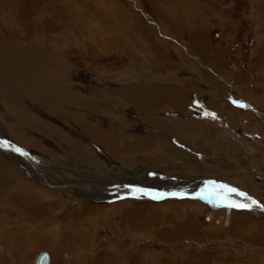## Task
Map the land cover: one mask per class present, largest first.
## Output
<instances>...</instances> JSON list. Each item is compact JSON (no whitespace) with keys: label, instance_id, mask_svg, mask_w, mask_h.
Returning <instances> with one entry per match:
<instances>
[{"label":"rangeland","instance_id":"rangeland-1","mask_svg":"<svg viewBox=\"0 0 264 264\" xmlns=\"http://www.w3.org/2000/svg\"><path fill=\"white\" fill-rule=\"evenodd\" d=\"M203 24L216 66L235 76L175 31ZM20 52L71 109L36 104L20 85L32 77ZM0 94L20 110L19 124L0 99V264H35L44 251L50 264H264V209L197 195L226 184L264 205V0H0ZM76 122L106 137L87 143L68 130ZM140 169L146 181H130ZM152 181V192L185 196L129 195ZM128 199L157 205L115 202ZM78 204L95 210L69 221Z\"/></svg>","mask_w":264,"mask_h":264},{"label":"bare ground","instance_id":"bare-ground-1","mask_svg":"<svg viewBox=\"0 0 264 264\" xmlns=\"http://www.w3.org/2000/svg\"><path fill=\"white\" fill-rule=\"evenodd\" d=\"M18 38V37H17ZM23 48V47H22ZM199 48V47H198ZM16 49V48H15ZM129 49V48H128ZM131 49V48H130ZM33 50V49H32ZM114 50V49H113ZM132 50V49H131ZM131 50H129V51H131ZM24 51V50H23ZM13 52H15V51H13ZM12 52V53H13ZM19 52V51H18ZM35 52V51H34ZM33 52V53H34ZM41 52V51H40ZM11 53V52H10ZM26 53V52H25ZM132 53V52H131ZM134 53V52H133ZM14 54V53H13ZM12 54V55H13ZM35 54V53H34ZM41 54V53H40ZM127 54V53H126ZM11 55V54H10ZM15 55V54H14ZM28 56V54H24L23 52H20V54H18L17 55V59H24L25 58V63H26V65H25V69L24 70H26L27 69V67L28 66H31V68H29L28 70H30L31 72H32V77H30V75L29 76H26V78H27V80H25V77H24V82H23V84L22 83H20V85L21 86H24L25 87V89L27 90V91H29V92H31V93H33V95H32V97H36V99L35 100H37V101H35L36 102V104H38L39 106H41L42 108H44L45 110H47L48 112H50L51 113V110H50V107L51 106H54V109H55V111H52V112H56V110L57 109H60V112L62 111V110H68V109H71V108H69L70 107V105H73V104H71L70 102V104H68V103H65V101H62L61 102V100L57 97V96H55L56 94H53L54 92H52L51 90H49V89H46L45 88V86H43V88L41 89V87H42V83H43V81L42 80H38L39 78H38V76H39V70L41 69L40 68V65L39 64H37V62L38 61H34L33 59H31V58H28L27 57ZM49 56H50V58L52 59L53 58V56H51L50 54H49ZM11 60H12V58H10ZM17 59H15V60H17ZM47 59V58H46ZM14 60V59H13ZM57 60V59H56ZM18 61V60H17ZM10 62V61H9ZM61 62V61H60ZM202 62V61H201ZM20 63V62H19ZM52 63H49V65H51ZM8 68V67H7ZM13 69H11L10 67H9V73L11 72V74L13 73V71H12ZM49 71V70H48ZM45 72V71H44ZM11 74H8L6 77H5V80H6V78H7V86H15L16 84L15 83H19V82H13L14 80H11V82L9 81V76L11 75ZM45 74V73H44ZM18 76V75H17ZM16 76V77H17ZM68 76V75H67ZM39 77H42V75H40ZM69 77V76H68ZM72 77V76H71ZM83 77V76H82ZM38 78V79H37ZM66 79V78H65ZM64 79V80H65ZM77 79H79L78 77H75V80H77ZM81 79V78H80ZM87 79V78H86ZM45 80V79H44ZM73 80V79H72ZM75 80H73L72 81V83H74L75 82ZM71 82V81H70ZM138 83V82H137ZM70 84V83H69ZM76 84V83H75ZM25 85H27L28 87H26ZM74 85V84H73ZM35 86V87H34ZM148 86V85H147ZM75 87V86H74ZM21 88V87H20ZM135 89V88H134ZM20 90V89H19ZM54 91V90H53ZM157 91V90H156ZM2 92V91H1ZM18 92V91H17ZM102 92V91H101ZM225 92H228V90L227 91H225ZM14 93H16V92H14ZM55 93H56V91H55ZM74 94V93H73ZM103 95V94H102ZM228 95V94H227ZM11 96V95H10ZM65 96V95H64ZM75 96V95H74ZM16 97V96H15ZM15 97H13V95L10 97V99H9V97L7 96V95H2V94H0V99L1 100H3V102H6V103H8L7 105H9L10 106V109H11V111H12V113H14V114H16V118H15V122L16 123H19V121H18V114H19V112H20V110L19 109H17V108H15V106H14V104L17 102H19V101H17V99L15 98ZM70 97V96H69ZM178 97H180V95H178ZM139 98V97H138ZM141 99V98H140ZM33 101V100H32ZM86 101V100H85ZM88 102V101H87ZM89 104V103H88ZM144 104V103H143ZM146 104V103H145ZM168 106V105H167ZM143 107V106H142ZM73 108V107H72ZM29 109V108H28ZM78 109V108H77ZM170 109H171V107H170ZM74 110V109H73ZM58 111V110H57ZM79 111V110H78ZM59 112V111H58ZM74 112H76V111H74ZM56 114V113H55ZM61 115V114H60ZM96 116V115H95ZM61 118V117H60ZM33 120H36V119H34V117L32 118ZM79 119V118H78ZM263 119V118H262ZM62 121H63V119H61ZM60 120V121H61ZM59 121V120H58ZM24 122V121H23ZM26 122H27V120H26ZM30 122H33V121H29L28 123H30ZM69 123V122H68ZM20 124V123H19ZM46 125V124H45ZM44 126V125H43ZM60 126V125H59ZM71 126H74V127H71ZM71 126H68V130L71 132H73V134H75L76 136H79V137H81L84 141H86L87 143H92V144H94L95 143V141H94V139L95 140H102V138L104 139V137H106L105 135H104V133H102V130L100 131V130H96V128L94 127V128H91L90 130H86L85 129V127H84V125H81L80 124V126H81V134H82V136H80L79 134H78V127H80L79 125H78V123L76 122V124H72ZM152 127V126H151ZM66 128V127H65ZM150 128V127H149ZM153 128V127H152ZM58 129V128H57ZM63 129V128H62ZM26 130V129H25ZM45 130V129H44ZM55 131V130H54ZM58 131V130H57ZM60 131H61V128H60ZM60 131H58V133L60 132ZM48 132V131H47ZM65 132V131H64ZM147 132V131H146ZM16 134V133H15ZM60 134V133H59ZM146 134V133H145ZM156 136H158V134H160V135H165V136H167L166 135V133H164V132H162V131H158L157 130V132H156ZM55 135V134H54ZM88 135V136H87ZM18 136V135H17ZM68 136V135H67ZM17 138H19V137H17ZM23 138H25L24 136H23ZM54 138H56V137H54ZM59 140V139H58ZM108 140V139H107ZM19 141V140H18ZM63 141V140H62ZM111 141V140H110ZM113 142V141H112ZM63 143V142H62ZM75 143V142H74ZM83 143V142H82ZM59 144H60V142H59ZM71 144V143H70ZM110 144H111V142H110ZM108 146V145H107ZM119 146V145H118ZM157 146V144L155 145V147ZM100 147V146H99ZM94 148V147H93ZM92 148V149H93ZM96 149H97V147H96ZM101 149V148H100ZM119 149V148H118ZM102 150V149H101ZM150 150V149H149ZM79 151V150H78ZM89 151H90V149H89ZM98 152V151H97ZM147 152V151H146ZM91 153V152H90ZM102 153V152H101ZM104 154V153H103ZM191 154V153H190ZM89 155V154H88ZM33 158V157H32ZM182 158H184V157H182ZM181 158V159H182ZM203 158V157H202ZM207 159V158H206ZM186 160V159H185ZM45 161V160H44ZM190 161V160H189ZM186 162V161H185ZM207 162V161H206ZM49 165V164H48ZM97 168V167H96ZM61 170V169H60ZM128 171V170H127ZM125 172V171H124ZM132 172V171H131ZM142 173H148L146 170L144 171V169H140V172L138 171L137 173H135V174H130V175H128L129 177H131V179L129 178V180L130 181H132V182H139V181H141V182H144V181H146L145 179H144V176H143V174ZM167 173H170V172H167ZM51 174V173H50ZM124 174V173H123ZM140 174V175H139ZM59 175V174H58ZM57 175V176H58ZM39 178L41 179V180H44L45 178H49L48 176H47V174H43L42 176H39ZM108 178V177H107ZM126 178H128V177H126ZM156 178V177H155ZM39 179V180H40ZM50 180V179H49ZM48 180V181H49ZM51 180H52V178H51ZM98 180V179H97ZM126 180H128V179H126ZM128 180V181H129ZM45 181V180H44ZM62 181V180H61ZM100 182V181H99ZM28 183V182H27ZM59 184H60V182H58ZM75 183V182H74ZM101 183V182H100ZM99 183V184H100ZM103 183V182H102ZM126 183V182H125ZM151 184H149L148 183V185H151V187L152 186H154V182L152 181V182H150ZM92 184V183H91ZM91 184L90 185H88L87 186V188L86 189H81V190H83L82 192H85V193H88V196H89V194H90V189L88 190V187L89 186H91ZM122 184H123V182H122ZM30 185H32L31 183H30ZM106 185V184H105ZM138 185V184H137ZM84 186H86V185H84ZM96 186V185H95ZM95 186L94 187H92V189L94 190V188H95ZM73 187V186H72ZM168 188V187H167ZM170 188V187H169ZM98 189V188H97ZM97 189H96V192H95V195H94V193H93V196L98 200V203H96V204H101L102 203V201L104 200V198L105 197H109V195L110 194H108V189L109 188H107V190H99L98 192H97ZM165 190H166V188H165ZM76 191V190H75ZM123 191V190H122ZM77 192H78V190H77ZM150 192V191H149ZM166 192V191H165ZM38 193V192H37ZM84 193V194H85ZM120 193L121 192H118V194L116 195L117 197L118 196H120ZM39 194L42 196V198H44L45 196H47L48 194H49V192L47 191V190H41L40 192H39ZM79 195V194H78ZM90 197V196H89ZM94 197L92 198V199H94ZM105 199H107V198H105ZM138 199H140V198H138ZM91 202V201H90ZM116 202V204H122L121 206H123V205H126V209H124L123 211H126V212H130V209L131 208H135V207H140V208H142V207H150V206H155V205H157L156 204V202H150V203H143V202H140V201H133V200H126V201H115ZM79 203V202H78ZM95 203V202H94ZM182 204V203H181ZM188 204V203H187ZM95 205V204H94ZM189 205V204H188ZM193 205V204H192ZM105 206H109V205H105ZM166 206V205H165ZM168 206V205H167ZM184 206V205H183ZM74 207V206H73ZM72 207V208H73ZM170 207V206H169ZM42 209L43 208H41V209H38V211H42ZM106 209V208H105ZM95 210V208H94V206L93 205H91V204H87V205H84L83 206V204H78L76 207H75V209H72V210H70V211H68V213H65V217H68L69 215H71V217L70 218H68V220L69 221H71L70 219H72V218H75V219H78V220H80V222L82 221V220H84V219H82V218H88V214H90V213H92V211H94ZM201 210V209H200ZM173 211H175V210H173ZM177 213V212H176ZM129 214V213H128ZM176 215V214H175ZM87 216V217H86ZM123 216H124V213H123ZM90 218H91V216H90ZM222 218V217H221ZM226 218V217H225ZM186 220V219H185ZM188 220V219H187ZM215 220V219H214ZM184 221V220H183ZM218 221V220H217ZM75 222V221H74ZM219 222H220V220H219ZM244 222H245V220L242 222L243 224H244ZM195 222H191L190 224H188L185 228H186V230H188V229H191V228H193V227H195ZM243 224L241 225V226H243ZM247 224V223H246ZM212 225V224H211ZM220 225V224H219ZM215 226V225H214ZM184 227H181V229L180 228H178V231H175L176 233H179V232H182V231H184ZM216 227V226H215ZM219 227V226H218ZM246 227V226H245ZM235 230V229H234ZM242 230V229H241ZM83 232V231H82ZM193 233V232H192ZM236 233V232H235ZM212 235H218V233H217V229L216 228H214V229H212ZM38 257V256H37ZM36 260H37V258H35V262H36ZM49 264H50V257H49Z\"/></svg>","mask_w":264,"mask_h":264},{"label":"crops","instance_id":"crops-1","mask_svg":"<svg viewBox=\"0 0 264 264\" xmlns=\"http://www.w3.org/2000/svg\"><path fill=\"white\" fill-rule=\"evenodd\" d=\"M191 3L194 5L193 1H191ZM200 4H201V2H200ZM197 5H199V4H197ZM185 27L186 26H184V27H176V29L178 28L179 30H175V31H180L179 33H181L182 31H186L188 33V35L186 37H181L182 38L181 40L187 41L189 43V46H190L189 48L192 47L193 52L197 54L198 58L202 62L204 61V64L206 62V65L207 64L214 65L212 67L215 69L216 72H218L221 75L225 74V73H228L231 76H235V72L236 71H234V72L231 71V70L229 71V68H227V65L225 64V62L221 61V64H218V66H216L217 65L216 62L220 61V56L218 54H214L213 52H211L212 50L209 47V41L211 40V38L208 35V31L207 30L209 28H207L206 24H203L201 26L191 25L189 27L187 26L186 29H185ZM221 28L223 29L224 32L227 31V30H231V27H228V26H223ZM201 44H203V48H201L202 49L201 52H203V53H200L194 47V45H197L198 47H201ZM211 53L214 56V58H216V59L210 61V60H207V58H204L205 55L209 56V54H211ZM215 96H217V97H215ZM214 98H215V103L218 104V106H219L220 103H221V101L219 100L220 97H218V95H214ZM82 219H86V218H82Z\"/></svg>","mask_w":264,"mask_h":264},{"label":"snow or ice","instance_id":"snow-or-ice-1","mask_svg":"<svg viewBox=\"0 0 264 264\" xmlns=\"http://www.w3.org/2000/svg\"><path fill=\"white\" fill-rule=\"evenodd\" d=\"M238 103V102H237ZM241 107H247V105L240 104ZM206 116L212 115L214 116V113H204ZM18 152H21L22 150L19 148L15 149ZM215 182H213L214 184ZM206 189H208V186L206 185ZM136 191H142L141 189H136ZM164 194L161 193H154L153 198L157 199L163 196ZM171 195H177L176 193H172ZM198 196L201 198H212L215 197L222 206L228 207V208H239V209H250L253 206L260 207L264 209V205H259L257 201L251 199L247 193L240 191L237 188L231 187L226 184H219L216 187L207 190L206 192L197 193ZM237 197L243 198V199H237Z\"/></svg>","mask_w":264,"mask_h":264},{"label":"water","instance_id":"water-1","mask_svg":"<svg viewBox=\"0 0 264 264\" xmlns=\"http://www.w3.org/2000/svg\"><path fill=\"white\" fill-rule=\"evenodd\" d=\"M35 264H49V254L48 253H40L37 257Z\"/></svg>","mask_w":264,"mask_h":264}]
</instances>
